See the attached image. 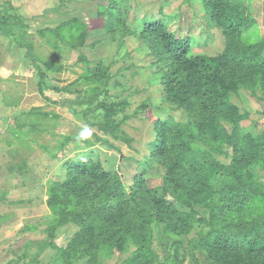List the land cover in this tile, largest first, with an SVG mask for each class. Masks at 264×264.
Here are the masks:
<instances>
[{
	"label": "rangeland",
	"instance_id": "1",
	"mask_svg": "<svg viewBox=\"0 0 264 264\" xmlns=\"http://www.w3.org/2000/svg\"><path fill=\"white\" fill-rule=\"evenodd\" d=\"M244 2L253 22L237 34L236 45L219 27L208 26L200 0H116L111 8L114 31L101 13L109 0H0V264H220L195 246L198 234L209 228L211 209L218 216L229 206L225 211L231 218L233 205H224L225 199L246 196L253 188L230 175L231 147L220 139L218 149L207 154L206 161L215 168L207 184H188L190 203L175 205L182 215L189 214L180 233H164L158 222L143 228L130 220L116 222V232L106 230L103 220L91 213L95 209L84 207L87 196L67 191L60 180L62 164L79 153L83 160L100 161L127 185L144 169L148 184L160 185L162 168L140 165L155 137L154 122L192 121L201 128L196 107L187 112L167 100L160 65L129 34L142 26L144 16L160 17V9L175 33L192 36L193 53L225 61L218 73L230 86L225 100L238 108L228 115L234 122V112L243 115L240 137L261 134L264 67L257 65L264 60V0ZM77 21L87 36L82 47L72 49L59 37L73 42ZM18 43L32 47L44 70L42 81ZM245 45L259 47L256 59L228 58ZM96 65L101 74L91 77ZM77 99L84 103L67 102ZM110 104L117 111L111 113ZM228 120L222 123L229 131ZM104 122L117 126L113 133L100 129ZM258 155L264 159V145ZM251 169L256 182L264 184V166ZM91 201L90 208H95L100 193ZM241 205L249 222L264 225V199H245Z\"/></svg>",
	"mask_w": 264,
	"mask_h": 264
},
{
	"label": "trees",
	"instance_id": "2",
	"mask_svg": "<svg viewBox=\"0 0 264 264\" xmlns=\"http://www.w3.org/2000/svg\"><path fill=\"white\" fill-rule=\"evenodd\" d=\"M200 1L208 26L219 27L227 40L237 45L239 43L237 34L253 22L252 13L245 0ZM115 4L116 0H109L108 8L101 12L107 15V26L110 31H114L111 8ZM159 14L160 17L144 16L142 26L137 31H130L129 34L143 42L148 54L160 65L162 91L167 100L187 112L196 107L201 128L192 121L170 123L157 119L154 122L155 137L148 144L149 152L140 165L143 169L152 164L162 168L160 185L151 187L148 184L145 169L135 175L131 184L127 185L118 173L106 170L100 161L81 159L79 153L75 158H70L62 164L64 178L60 180V184L71 193L87 196L84 207L88 211L95 209L91 213L103 220V227L106 230H112L118 221L130 220L143 228L158 222L163 224L164 233H180L189 224V221H186L189 214L182 215L175 205L182 201L190 203L193 194L185 190L188 184H207L206 180L210 178L207 177L212 176L215 169L206 161L207 154L214 148L218 149L220 139L231 147L232 171L229 174L242 184L248 183L253 188L246 196L242 195L235 200L230 198L229 201L225 199L224 205L230 201L229 205L231 203L233 205L234 215L231 218L227 214V210L231 208L229 206L225 208L226 211L223 208L220 216L213 214L211 209L212 219L207 221L209 228L198 234L195 246L204 250L209 258L220 264H264V225L249 222L247 220L249 217L241 205L245 199L248 203L264 199V184L257 183L251 171V168L264 166V159L258 155L259 149L264 145V131L257 136L245 134L240 137L238 121L243 115L239 112L236 115L234 112L237 120L235 122L228 115L232 111L231 108L233 110L238 108L225 100V93L230 86L221 82L218 73L225 61L204 53H193L192 36L178 35L166 23L169 16H166L162 9L159 10ZM77 22L79 32L73 42H66L62 36L59 37L72 49L82 47L87 36L84 24ZM3 24L7 25L5 22ZM13 27H10L12 35ZM51 32L58 36L57 29H51ZM18 44L26 49L25 55L39 76V81H42L45 76L44 70L37 64L38 58L32 53V47ZM258 51L259 47L245 45L241 47V51L231 52L227 56L228 58L235 56L244 61L256 59ZM262 66L264 67L263 59L257 67ZM100 74L101 70L97 65L91 69V77ZM68 101L79 105L84 103L80 99ZM120 103L124 101L121 100L117 104ZM100 106L105 105L101 103ZM108 107L112 113L113 104ZM225 119L232 122L229 131L222 123ZM30 124L26 125L32 129L33 126ZM18 125L21 126V123ZM99 127L105 132L113 133L117 126L112 122H104L100 123ZM116 138L130 142L129 138L120 136ZM195 142L202 145L198 146ZM201 146L205 148H200ZM25 165L26 163H23L22 167ZM97 192L100 193V203L96 204L95 208H90L91 198L92 200L96 198ZM242 216L246 219L243 223H238ZM260 219L264 220V214ZM113 232H116L115 228Z\"/></svg>",
	"mask_w": 264,
	"mask_h": 264
}]
</instances>
